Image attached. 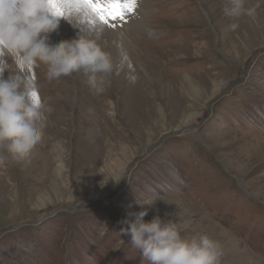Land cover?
I'll return each mask as SVG.
<instances>
[{
  "label": "rangeland",
  "instance_id": "obj_1",
  "mask_svg": "<svg viewBox=\"0 0 264 264\" xmlns=\"http://www.w3.org/2000/svg\"><path fill=\"white\" fill-rule=\"evenodd\" d=\"M228 7L138 6L153 34L122 28L121 53L97 38L116 60L102 95L34 71L52 112L30 157L0 166V264H148L120 221L149 197L146 222L219 241L220 264H264V0Z\"/></svg>",
  "mask_w": 264,
  "mask_h": 264
},
{
  "label": "clouds",
  "instance_id": "obj_2",
  "mask_svg": "<svg viewBox=\"0 0 264 264\" xmlns=\"http://www.w3.org/2000/svg\"><path fill=\"white\" fill-rule=\"evenodd\" d=\"M229 3L225 13L234 19L255 14L247 0ZM61 19L84 34L53 43ZM97 27L105 24L87 0H0V166L27 160L44 137L52 108L40 98L37 68H46L47 81L82 73L94 94L106 91L114 63L103 43L88 35ZM135 203L142 210L126 213L121 232L148 264H220L219 241L206 234L182 238L177 222L158 215L146 222L152 198Z\"/></svg>",
  "mask_w": 264,
  "mask_h": 264
},
{
  "label": "bare ground",
  "instance_id": "obj_3",
  "mask_svg": "<svg viewBox=\"0 0 264 264\" xmlns=\"http://www.w3.org/2000/svg\"><path fill=\"white\" fill-rule=\"evenodd\" d=\"M144 3H147V0H139V6L140 7ZM128 23L124 24L122 27H119V29L117 31L116 30L115 31L109 30L107 27H97V28H94L91 32H89L88 35L90 37L92 36V38H95V39H97V38L99 39L100 38V40H104L105 44L107 46H110L113 50L118 48L119 49V53H121L126 46L131 45L128 37L123 33V31H121L122 28L131 29V28H136L137 27V29H135V30L139 34H144L145 36H149V35L153 34L149 30L150 24H146L145 25V23L142 22L141 20L129 19ZM82 34H84V32L82 31L81 28L74 27L72 23H69L68 21H65V20L61 19L60 25H59V28L57 29V31L54 32L53 34H51V41L56 43V42H59V41H62V40H73V39L79 38ZM117 45H119V47H117ZM113 62L115 64L116 60H113ZM143 70L147 72V70H145V69H143ZM5 75H7V74H5ZM142 75H144V74H142ZM141 79H142V77H141ZM142 82L146 83L147 80L145 79V81H144L142 79ZM150 82H151V80H150ZM142 85H144V84H142ZM150 87H152V86H150ZM149 88H147L146 92L150 94V92H148ZM164 110L165 109L162 108L161 111H164Z\"/></svg>",
  "mask_w": 264,
  "mask_h": 264
},
{
  "label": "snow or ice",
  "instance_id": "obj_4",
  "mask_svg": "<svg viewBox=\"0 0 264 264\" xmlns=\"http://www.w3.org/2000/svg\"><path fill=\"white\" fill-rule=\"evenodd\" d=\"M88 5L108 28L122 27L135 15L139 0H87Z\"/></svg>",
  "mask_w": 264,
  "mask_h": 264
}]
</instances>
